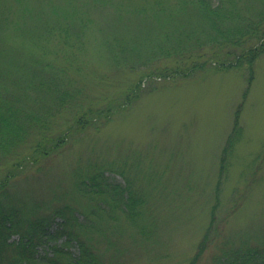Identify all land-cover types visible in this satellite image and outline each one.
Wrapping results in <instances>:
<instances>
[{"label": "rangeland", "instance_id": "rangeland-1", "mask_svg": "<svg viewBox=\"0 0 264 264\" xmlns=\"http://www.w3.org/2000/svg\"><path fill=\"white\" fill-rule=\"evenodd\" d=\"M156 1L168 8L178 0H53L59 6L76 7L75 14L82 17L85 28L74 41L73 53L78 55L73 66H66L61 43L50 42L47 49L53 46L55 54L48 58L52 74L45 72L33 80L36 84L52 79L59 89L72 92L76 101L67 105L71 109L46 113V135L58 136L86 108H109L112 113L109 120L100 118L82 132L70 134L57 151L46 156L33 155L40 135L28 130L0 158L2 179L7 171L12 172L18 159L27 157L16 166L2 200L10 199L37 214L67 204L81 218L93 202L76 191L75 177L98 165L121 172L116 179L129 181L142 195L147 209L143 223L152 229L145 241L120 211L113 218H103L99 227L102 225L107 239L94 230L87 235L105 264H188L205 233L208 240L196 264H214L221 254L239 247L264 248V55L255 61L250 82L244 67L195 71L186 78L158 77L157 69L189 64L173 53L140 64L147 60L150 49L142 39L148 35L149 40L157 41L163 33L176 36L173 32L195 25L197 30L204 23L199 17L195 22L193 12H197L191 7L186 11V22L181 21L177 30L169 23L167 30L150 25V31H143L136 24L138 18L128 11L135 6L150 12ZM237 1L248 15L263 4L261 0ZM52 5L44 4L46 12ZM119 39L125 44L130 40L140 43L143 57L139 62L132 51L122 52ZM254 43V39L247 40L242 48ZM216 49L205 43L191 52L202 55L197 59L201 61ZM234 51L238 53L240 48ZM134 88L136 100L122 107L125 93ZM0 90L4 94L16 92L7 82L0 84ZM27 93L32 97L37 94L30 88ZM26 105L37 107L40 103L29 100ZM237 110L241 133L228 152L216 192L222 148ZM70 251L77 253L74 246Z\"/></svg>", "mask_w": 264, "mask_h": 264}, {"label": "trees", "instance_id": "trees-1", "mask_svg": "<svg viewBox=\"0 0 264 264\" xmlns=\"http://www.w3.org/2000/svg\"><path fill=\"white\" fill-rule=\"evenodd\" d=\"M261 1L262 7L251 15L244 12V5L238 6L237 0H218L216 4L211 0H178L177 4L168 8L156 1L154 6L149 7L150 12L134 6L128 12L138 18L136 24L143 31H150V25L154 29L162 25L167 30L169 23L175 25V31L181 27V21L186 22V11L191 7L197 12H193L195 22L198 23L199 17L204 27L195 30L197 25L190 22L189 24L195 25L194 28L173 32L176 36L163 33L157 41L149 40L147 35L142 41H146L150 49L147 60L143 62L138 60L143 56L140 55L137 45L140 46V43L137 40H130L125 44L126 42L119 39V44H122V52L132 51L140 64L172 53L189 64L172 70L157 69L155 74L158 77L186 78L195 71L216 72L244 67L250 82L255 61L264 55V0ZM37 2L0 0V84L7 82L8 85H14L16 91L13 95L4 94L0 90V158L6 152L9 153L28 134V130L40 135V139L33 146V155L46 156L57 151L70 134L82 132L100 118L109 120L112 113L109 108H86L77 113L73 118L74 124L66 126L58 136L51 138L46 135L49 118L46 113L71 109L70 106L76 101L74 102L72 92L59 89L52 79H41L36 84L33 80L45 72L52 74V64L48 58L55 54L51 51L53 46L47 49L50 42L61 43L64 48H60L64 49L63 56L68 63L66 66H73L76 61L74 56L78 55L76 51L73 53L74 41L80 39L85 27L82 17L77 18L75 14L76 7L59 6L53 0ZM46 3H53L49 12L44 7ZM120 13L122 14L119 10L118 18L121 21L123 16ZM75 24L77 26L74 27ZM128 30L125 28V31ZM6 39L11 40L6 44ZM250 39H254L255 43L242 48V44ZM205 43L217 49L199 61L197 59L202 58V55H193L191 50ZM225 47L229 48L225 50ZM238 48L240 51L235 53L234 49ZM25 79L28 80L26 84ZM28 88L35 89L37 94L32 97L31 93H27ZM136 96V88L126 92L122 107L131 100H136ZM29 100H39L40 106H27L26 102ZM69 104L71 105L67 106ZM238 111L222 148L216 192L219 180L226 170L228 152L241 133ZM26 158L23 156L18 159L12 165V172L7 171L0 179V264H105L101 252L92 245L87 233L94 230L103 236L102 225L99 227L101 220L113 218L112 215L118 211L137 229L143 240L150 239L152 229L142 219L147 212L145 199L129 181L120 183L116 179V175L122 176L121 172L107 171L98 165L75 177L76 191L93 202L81 218L67 204L55 207L48 213L37 214L29 208L18 207L10 199L2 200L11 175L17 171L16 166ZM212 219L211 217V222ZM207 240L208 235L205 233L188 264H196ZM70 246L76 247V254L70 251ZM237 249L232 253H228L229 250L224 252L214 264H264V248Z\"/></svg>", "mask_w": 264, "mask_h": 264}]
</instances>
